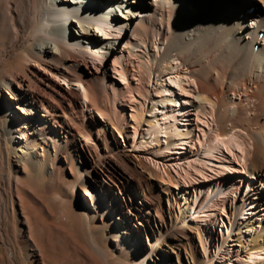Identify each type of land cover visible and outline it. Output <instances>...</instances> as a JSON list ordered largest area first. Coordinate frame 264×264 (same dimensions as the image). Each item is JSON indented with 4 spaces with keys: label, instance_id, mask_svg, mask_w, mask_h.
Here are the masks:
<instances>
[{
    "label": "bare ground",
    "instance_id": "obj_1",
    "mask_svg": "<svg viewBox=\"0 0 264 264\" xmlns=\"http://www.w3.org/2000/svg\"><path fill=\"white\" fill-rule=\"evenodd\" d=\"M254 1L261 7V18L254 23L253 15L246 14L250 24L246 27L245 19L238 21V17ZM244 3L0 0V154L8 168L7 190L0 183V203L9 196L11 206L15 204L21 213L25 228L18 238L31 248L25 257L29 264H66L53 249L55 231L64 232V214L42 224L37 216L38 197L30 187V182L47 174V168L58 171L63 164L80 173L90 221L98 226L97 217L109 226L111 241L134 260L145 261L150 255L152 264H209L203 231L182 226L187 213L178 182L126 150L127 131L113 116L116 86L106 82L105 73L100 75L99 66L92 70L74 51L100 61L98 48L103 49L108 54L104 58L114 57L116 63V44L107 37L111 29H124L127 34L118 44L136 37L129 53L144 61L146 82L158 75L163 92L159 100L146 88L140 95L160 103L170 111L169 117L177 110L173 109L178 106L176 92H185L187 82L195 97L191 105L216 124L213 134L199 141L205 159L200 164L223 148L238 161L233 149H243L237 137L249 146L248 156H241L246 162H240L248 168L252 189L233 211L240 215L264 190V0ZM125 73L120 70L122 79ZM180 73L187 78L169 80V75ZM246 99L251 100L250 107ZM157 108L151 106L149 113ZM148 125L155 133L162 130L154 122ZM167 130L171 137L190 136V131L178 133L172 122ZM29 173L32 177L27 179ZM88 180L94 191L84 189ZM24 208L29 210L27 215H22ZM143 235L147 253L141 244ZM263 239L262 234L254 239L249 252L257 253ZM162 244L165 249L158 256L154 246ZM71 255L67 251V264H74Z\"/></svg>",
    "mask_w": 264,
    "mask_h": 264
},
{
    "label": "rangeland",
    "instance_id": "obj_2",
    "mask_svg": "<svg viewBox=\"0 0 264 264\" xmlns=\"http://www.w3.org/2000/svg\"><path fill=\"white\" fill-rule=\"evenodd\" d=\"M240 1L248 5L253 2V0ZM245 3L243 5H246ZM255 3L254 1V4L252 3V6L238 17V21L245 19L246 27L250 25L246 14L253 15L254 23L259 22L261 18L258 17L261 15V7ZM109 33L108 39L116 44L117 48L116 63L113 62L114 57L105 59L104 56L108 54L99 48L100 61L90 59L87 54L82 55L76 51L74 53L81 61L88 63L92 70L96 69L95 65L99 66L102 69L100 75L105 73L106 82L116 86L118 97L115 100L113 116L116 122L122 121L120 126L121 128L124 126L127 131L123 139L126 150L164 176H167V172L170 173L178 182L180 192L185 194V196L181 194L183 198L181 203H185L183 210L187 213V223L182 226L192 225L203 231L205 238L203 245L209 264H264V239L259 242L262 247L256 250L257 253L249 252L254 239L261 234L264 235V190L259 193L258 200L244 206L240 215L233 214L237 204L252 189L248 168L241 164L246 162L241 156L246 157L248 144L237 137L243 151L235 148L233 153L239 157V162L233 160L223 148L214 152L211 158L204 162L205 165L200 164L205 159L200 152L199 141L213 134L216 126L213 118L191 105L195 97L187 82L183 83L185 92H176L178 106L173 108L177 109L172 111L173 117H169L170 111L164 110L160 103L145 100L140 95V91L144 88L152 92L155 100H159L163 95L162 90L159 89L158 75L151 76L149 82L144 80L146 78L144 61L129 53L131 43L137 40L136 37L130 36L128 41L118 44V41L127 35L124 29L119 32L111 29ZM85 49L94 51L90 48ZM121 69L126 70L123 79L120 74ZM175 76L187 78L180 73L169 75V80H173ZM167 82L170 88L177 89L174 83ZM156 87L158 91L153 93ZM248 101L246 99L244 103L250 107L251 100ZM154 105L158 108L149 113L151 106ZM134 114L138 118L133 117ZM149 122L156 123L162 130L153 132L148 125ZM169 122L175 124L178 133L190 131V136L187 139L179 134L171 137L173 133L167 130ZM171 139L174 140L172 145L169 143ZM6 165L5 159L2 160L0 154V183L5 190L8 185ZM197 170L201 171L197 172ZM31 177L29 173L27 179ZM80 178L78 171L63 164L58 171L47 168V174L36 178L35 182H30L35 197H38L37 216L41 222L43 221L42 224H48L51 219L64 214L62 219L65 225L64 232L55 231L53 249L62 255L61 258L66 264L69 261L66 257L69 250L72 252L74 264L81 260L86 264H152V256H147L145 261L134 260L130 252L121 249L119 243L111 241L109 226L105 227L99 218L96 217L98 226L90 221L91 218L85 211L88 201L81 195ZM90 182L88 180L87 186H84L86 191H94ZM11 203L9 196H4L0 203V264H29L25 257L29 255L31 248L20 237L18 238L19 232H22L25 225L16 205L11 206ZM28 212L29 210L24 208L22 215H27ZM30 221L32 219H29ZM48 230L51 228L48 227ZM146 243L143 235L141 244L144 252ZM161 248L165 249V246L163 244L154 246V252L158 256ZM171 260L173 263L176 261L173 256Z\"/></svg>",
    "mask_w": 264,
    "mask_h": 264
}]
</instances>
